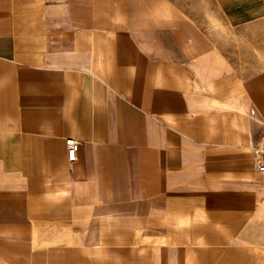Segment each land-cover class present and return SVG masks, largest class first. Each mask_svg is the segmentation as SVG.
<instances>
[{
  "label": "crops",
  "instance_id": "crops-1",
  "mask_svg": "<svg viewBox=\"0 0 264 264\" xmlns=\"http://www.w3.org/2000/svg\"><path fill=\"white\" fill-rule=\"evenodd\" d=\"M263 132L264 0H0V264H264Z\"/></svg>",
  "mask_w": 264,
  "mask_h": 264
},
{
  "label": "built area",
  "instance_id": "built-area-1",
  "mask_svg": "<svg viewBox=\"0 0 264 264\" xmlns=\"http://www.w3.org/2000/svg\"><path fill=\"white\" fill-rule=\"evenodd\" d=\"M68 157L74 161L77 157V152L80 149L81 143L76 138L70 137L66 140ZM254 153L258 162V171L264 176V132L261 136L260 143L254 147Z\"/></svg>",
  "mask_w": 264,
  "mask_h": 264
}]
</instances>
